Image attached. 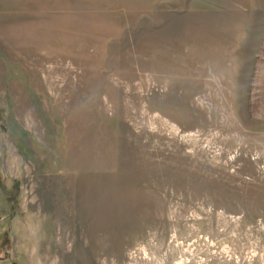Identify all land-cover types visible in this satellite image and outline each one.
<instances>
[{
	"label": "rangeland",
	"instance_id": "obj_1",
	"mask_svg": "<svg viewBox=\"0 0 264 264\" xmlns=\"http://www.w3.org/2000/svg\"><path fill=\"white\" fill-rule=\"evenodd\" d=\"M0 264H264V0H0Z\"/></svg>",
	"mask_w": 264,
	"mask_h": 264
}]
</instances>
